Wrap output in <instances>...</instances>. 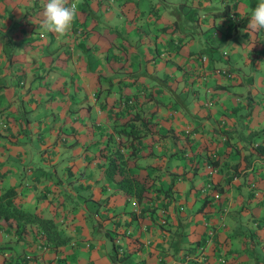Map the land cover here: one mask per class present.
<instances>
[{
  "label": "crops",
  "instance_id": "1",
  "mask_svg": "<svg viewBox=\"0 0 264 264\" xmlns=\"http://www.w3.org/2000/svg\"><path fill=\"white\" fill-rule=\"evenodd\" d=\"M46 2L0 0V194L13 187L67 239L0 218V264H264L259 0H79L64 37L40 27ZM127 97L145 130L132 143L113 131ZM118 151L138 197L104 173Z\"/></svg>",
  "mask_w": 264,
  "mask_h": 264
},
{
  "label": "trees",
  "instance_id": "2",
  "mask_svg": "<svg viewBox=\"0 0 264 264\" xmlns=\"http://www.w3.org/2000/svg\"><path fill=\"white\" fill-rule=\"evenodd\" d=\"M230 11L231 12H228L227 7L219 11L220 14L224 15L228 22H230L229 19L233 18L231 14L233 13V11ZM200 59H202V56H200ZM218 68L219 67H216L215 70H217ZM133 106L134 103L132 97H127L119 100V102L115 106L116 112L119 110L121 111L122 109L127 107L128 109L126 108L124 112L131 114V116H125V118L120 121V124H118L121 126L113 130L117 138L123 139L122 142L128 140L129 143H132L133 139H138L145 133V130L140 129L139 123L141 121V117L135 114V112H133ZM254 143L255 144H253V146L255 149L259 148L260 146L261 151L264 152V142L262 143V145H259L258 142ZM256 151L259 152L258 149ZM121 160V153L119 151L113 153L110 158H108L107 164L104 168V173L108 177H112L115 173H119L120 177L116 180L117 187L120 188L126 194L138 197L142 191L140 179L135 175H129L123 172L122 166L120 164ZM0 218L3 219L9 225H13L12 231L14 234L17 235H20L25 232L27 225L34 224L36 227L39 228V231H37L38 237L44 238L45 241L52 244V246L60 245L64 243L67 239V237H61L58 235L56 225L51 218L43 217L35 212L28 211L24 209L20 204H18L15 200V190L13 187L6 188L0 194ZM109 238L111 239V247L113 249L114 254L119 255L122 251L118 253V251L116 250V247L113 243L114 237ZM33 257L34 256L32 254L25 255L22 264H29ZM220 260L223 261L222 258H220Z\"/></svg>",
  "mask_w": 264,
  "mask_h": 264
},
{
  "label": "clouds",
  "instance_id": "3",
  "mask_svg": "<svg viewBox=\"0 0 264 264\" xmlns=\"http://www.w3.org/2000/svg\"><path fill=\"white\" fill-rule=\"evenodd\" d=\"M79 0H47L43 9V19L40 27L45 32H51L64 37L71 32L74 20L78 15ZM264 29V0L251 10L248 30L253 32Z\"/></svg>",
  "mask_w": 264,
  "mask_h": 264
},
{
  "label": "rangeland",
  "instance_id": "4",
  "mask_svg": "<svg viewBox=\"0 0 264 264\" xmlns=\"http://www.w3.org/2000/svg\"><path fill=\"white\" fill-rule=\"evenodd\" d=\"M44 178H46L47 180H49L50 178L51 179H54L55 177H53V173H52V171H46L45 172V174H43L42 175ZM55 187V186H54ZM53 187V188H54ZM56 187H58V191H60V192H62L63 194H64V196H66L67 195V192L66 191H63V189L62 188H64L63 186L61 187V185H56ZM61 189V190H60ZM257 192V190H251V191H249V194L250 195H253V192ZM262 195H264V191H263V194ZM260 197V196H259ZM51 198H52V196H51ZM77 204H79V203H77ZM77 204H76V208L78 209V206H77ZM253 239H255V238H253V236H252V238H251V241H253ZM94 242L95 243H97L98 245H100V246H103L104 244H108V242H109V239H108V237H106V236H104V235H101L100 237L98 236V233H97V231L95 232V240H94ZM252 244H253V249H259L260 251H261V253H262V257H261V260H263L264 261V240L263 239H259V240H255V242H252ZM248 253H250V254H253L254 253V250H252V249H249V251H248ZM30 256V255H29Z\"/></svg>",
  "mask_w": 264,
  "mask_h": 264
},
{
  "label": "built area",
  "instance_id": "5",
  "mask_svg": "<svg viewBox=\"0 0 264 264\" xmlns=\"http://www.w3.org/2000/svg\"><path fill=\"white\" fill-rule=\"evenodd\" d=\"M231 15V14H230ZM202 59H204V56H202ZM217 73L218 74H220V75H229L230 74V72H229V70H228V68L227 67H219L217 70ZM255 144V143H254ZM113 243H114V245H115V247H116V250L118 251V253H120L122 250H121V247H122V245H121V241H120V238H119V236H114V238H113Z\"/></svg>",
  "mask_w": 264,
  "mask_h": 264
}]
</instances>
